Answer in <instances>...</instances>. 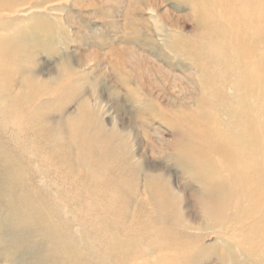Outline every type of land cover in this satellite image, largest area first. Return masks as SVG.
Returning <instances> with one entry per match:
<instances>
[{
    "label": "rangeland",
    "instance_id": "374dc122",
    "mask_svg": "<svg viewBox=\"0 0 264 264\" xmlns=\"http://www.w3.org/2000/svg\"><path fill=\"white\" fill-rule=\"evenodd\" d=\"M263 214L264 0H0V264H264Z\"/></svg>",
    "mask_w": 264,
    "mask_h": 264
},
{
    "label": "bare ground",
    "instance_id": "6f19581e",
    "mask_svg": "<svg viewBox=\"0 0 264 264\" xmlns=\"http://www.w3.org/2000/svg\"><path fill=\"white\" fill-rule=\"evenodd\" d=\"M184 115V114H183ZM75 138V137H74ZM71 142H74V141H71ZM75 143V142H74ZM101 148V147H100ZM102 180V179H101ZM263 216H264V214H263ZM262 216V219H264V217ZM261 224L263 225L264 224V221H261ZM259 247H261V246H259ZM262 248V247H261ZM263 250H264V248H263ZM222 259H223V263H225V258L224 257H222Z\"/></svg>",
    "mask_w": 264,
    "mask_h": 264
}]
</instances>
